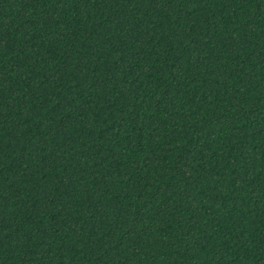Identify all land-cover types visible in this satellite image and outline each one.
Masks as SVG:
<instances>
[{"label": "trees", "instance_id": "obj_1", "mask_svg": "<svg viewBox=\"0 0 264 264\" xmlns=\"http://www.w3.org/2000/svg\"><path fill=\"white\" fill-rule=\"evenodd\" d=\"M0 264H264V0H0Z\"/></svg>", "mask_w": 264, "mask_h": 264}]
</instances>
